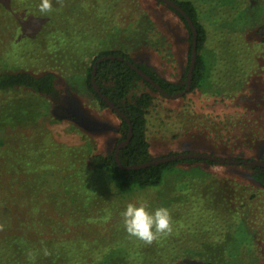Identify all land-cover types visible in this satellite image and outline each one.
Wrapping results in <instances>:
<instances>
[{"label": "rangeland", "instance_id": "1", "mask_svg": "<svg viewBox=\"0 0 264 264\" xmlns=\"http://www.w3.org/2000/svg\"><path fill=\"white\" fill-rule=\"evenodd\" d=\"M190 1L206 30L202 53L208 65L207 78L201 89L177 98L161 95L142 80L135 82L131 95L150 91L154 96L146 114L150 152L154 157L200 152L259 160L264 156V40L255 30L264 23V0ZM38 3L0 0V70L48 68L30 52L41 48L33 39L39 35L41 42L45 32L58 30L60 35L81 33L87 44L94 42L84 59L85 67L99 50L120 43L135 62L168 81H183L189 33L165 3L52 0L53 9L46 15L40 14ZM71 73L65 76L74 90L66 104L81 119V125L72 120L52 122L53 117L43 114L35 116L44 106L30 91L0 92V116L5 118L0 126V161L10 152L17 158L15 146L23 159L34 161V168L31 163L27 169L12 158L7 162L10 170L0 162V223L8 224L9 232L11 228L22 230L21 223L26 232L44 241L28 239L32 251L71 253L79 256L82 264H91L93 256L103 252L119 253L120 264H202L215 257L226 259V253L238 260L240 250L243 264H264V189L251 180L242 165L180 164L165 172L159 186L128 194L117 193L106 175L82 168L75 147L84 148L91 142L96 152L111 151L118 142L119 118L88 92L83 84L84 69L78 75ZM19 109L32 115H20L16 120ZM31 148L39 153L37 164L28 155ZM82 181L88 183L77 195L75 186ZM65 182H71L69 189L76 192L73 197L64 192ZM90 186L92 192H85L88 196L84 197ZM137 197L147 199L153 207L169 208L171 233L145 244L125 232L120 210ZM215 199L222 205H215ZM229 202L236 204L241 216L251 218L245 224L252 236H257L255 260L246 254L252 250L250 243L244 247L237 244L234 249L224 242L225 231L235 221L225 207ZM6 234L0 230V239Z\"/></svg>", "mask_w": 264, "mask_h": 264}, {"label": "trees", "instance_id": "2", "mask_svg": "<svg viewBox=\"0 0 264 264\" xmlns=\"http://www.w3.org/2000/svg\"><path fill=\"white\" fill-rule=\"evenodd\" d=\"M174 1L179 6H181L184 11L190 16L197 31V57L192 72L191 87L189 91H187L189 93L194 90L201 89L203 83L207 78L208 65L206 57L202 53L205 47L207 35L204 26L199 21L198 11L194 3L190 0ZM168 7L178 14L180 19L184 22L189 33L190 43L188 64L185 68L182 82L175 83L168 81L162 78L153 69H150L142 63L135 62L132 56L129 54L128 50L126 51L124 46L119 45L120 43L118 44V46H116V48L113 47L99 50L91 60L90 65L88 67H85L86 62L84 59L90 54L89 50L90 48H92L90 45L93 46L94 42L87 44L85 40L86 36L82 35L81 33H66L64 35H60V32L58 30H51L49 32H45L41 42L40 37L39 35H37V33L36 35L38 39L34 38L33 41L36 40L37 46H41V48L37 49V51L35 50L34 52H32L33 50L30 51L34 54L36 59H41L48 68L37 71L30 69L29 67H13L12 69L0 70V92L9 90L30 91L34 93L37 100L40 99L42 101L44 106L43 109L41 108L42 112H35V116L43 114V116L45 115L49 118L53 117V120L51 119L52 122L72 120L74 123L81 125V119L77 117L73 113L71 107H68L66 104L68 103V98H71L72 96L71 94L73 93L74 87L70 84L69 79L65 75L67 72H72L71 74L78 75L77 72H81L84 69L86 77L83 81V84H86L88 92H90V94L98 100L101 106L109 108L104 100L94 91L91 83L92 69L96 60L105 55L122 56L129 62L136 64L139 68L149 74L167 93L173 94L180 90H183V88L185 87L187 71L190 63L193 34L185 17L171 6ZM255 32L261 37L262 40H264V23L259 25L256 28ZM137 80H142L150 89L157 91L154 86L143 80L135 70H133L127 63L122 60H119L117 58L103 59L97 63L95 82L99 90L103 94H105L113 102V104L130 120V124L132 127L131 139L119 151V161L123 165H136L158 158L154 157L151 154L149 142L146 137V114L148 108L153 103L154 96L150 91H143L137 95H131V89L134 87V84ZM61 81L64 82V86ZM186 93L184 95H186ZM25 112L26 111L19 109L16 113V116H18L16 117V120L20 119V115H24L26 117H30L32 115L29 111L24 114ZM116 116L119 118V126L116 130L117 135H119L117 142L118 144L120 141H123L127 138L129 124L118 114H116ZM4 121L5 118H3V116H0V126L4 125ZM117 144L111 151L101 153L96 152V147H94L91 142H88L84 146V148H82V146L75 147V150L77 152L75 156L77 157L76 159L78 163L83 162L84 166H82V168L85 167L87 170L92 171L95 174L106 175L108 179L107 183L113 185L115 191L121 194H128L134 190H144L152 187H157L164 182L165 172L172 171L174 168H178L180 164L182 165L184 163L196 162L200 164L201 162H205L210 165H231L233 167H236L238 165L220 163L205 158H187L149 165L147 167L138 169H123L115 160V149ZM14 152L17 153V158L10 152L6 160L3 159V161H0L4 167H9L10 170L11 166L7 162L11 161L13 158L21 168H24V166H26L28 169V165H30L31 163V167L34 168V161L31 160L30 162V160L28 161L23 159L22 155L18 154L21 153L18 147L15 146ZM175 153L188 152H171L170 154ZM170 154L163 156H168ZM28 155L31 156L32 159H35V164H37V159L39 158V153L37 152V150L35 148H31L28 152ZM235 159L240 160L242 158L235 157ZM252 159L253 158H248V160ZM259 160L264 161V156H260ZM239 165H242L245 169H247L250 172L251 180L257 183L261 187V189H264V167L245 164ZM196 166V168L200 169L197 164ZM20 176H22L21 179L24 180L23 177L25 176L23 174ZM77 181L80 180L77 179ZM70 183L71 182L67 184V182H65L62 187L64 188V192L66 194L73 197V193L75 194L76 192H74L73 190V193L71 192V190L69 189L72 187L70 186ZM86 183H88V181H82L76 184L75 189L77 191V195L79 191H82L81 188L86 186ZM88 191L92 192L91 186L89 190L83 192V194H85L84 197L88 196L85 193ZM83 194H80L79 197H83ZM212 199H214V194L211 197V200ZM213 203L215 205H222L221 203H217L216 199ZM225 207H228V212L231 218L235 219V221L232 224V227L225 231L226 237L224 242H229L228 247L234 249L238 247L237 244H239L241 247H244L243 244L247 243L249 245L250 243V246H252V250L250 249L246 254H250V259H257L256 251L259 252V250L255 248L257 247V236H252L253 233L247 228L245 224L249 223V219L251 218H247L248 216H246L245 218L241 216V213L237 209L236 204L233 205L231 204V202H229V204H226ZM220 212H222V209ZM20 225V229L22 230H13L11 228V232H9L8 224H5L4 221L0 223V230H5L7 232L5 237L0 239V264H82V262L79 261V256H72L71 253H55L53 251L41 254L35 253L34 251H32L33 249H31L27 245L30 238L36 239L40 244L44 241L41 240V238L33 237L29 234V232L25 231V228L21 223ZM231 234L232 239H229ZM21 239H25L24 242H21ZM241 252L242 250L237 252V256L239 257L238 260L234 257L230 258V254L226 253V259H224L225 257H215L212 258L211 261L208 260L202 264H223L224 261H229L228 264H243L240 260ZM120 261L121 256L119 253L110 252L106 254L105 252H103L99 255L93 256L89 263L120 264Z\"/></svg>", "mask_w": 264, "mask_h": 264}, {"label": "water", "instance_id": "3", "mask_svg": "<svg viewBox=\"0 0 264 264\" xmlns=\"http://www.w3.org/2000/svg\"><path fill=\"white\" fill-rule=\"evenodd\" d=\"M157 1H161L163 3H165L168 6H171L172 8H174L175 10H177L182 16L185 17L186 21L188 22L191 30H192V48H191V56H190V63H189V67H188V71H187V77H186V83H185V87L183 88V90H180L176 93L170 94L165 92L162 87L149 75L147 74L145 71H143L141 68H139L136 64L129 62L127 59H125L122 56H115V55H105L102 56L100 58H98L93 66L92 69V77H91V83L93 86L94 91L104 100V102L108 105V107L114 111L116 114H118L120 117L124 118L128 124H129V131H128V136L125 140L120 141L115 149V160L116 162L119 164V166L123 169H138V168H143V167H147L149 165H154V164H159V163H165V162H170V161H174L177 159H187V158H205V159H209V160H213V161H217L220 163H227V164H245V165H253V166H262L264 167V161L263 160H258V159H252V160H248V159H226V158H219L216 157L210 153H197V152H188V153H175V154H170L168 156H163V157H158L155 158L153 160H150L148 162H144V163H140V164H136V165H123L120 163L119 161V151L122 147H124L129 140L131 139L132 136V127L130 124V120L113 104V102L105 95L103 94L96 82H95V73H96V67H97V63L100 62L103 59H119L124 61L125 63H127L133 70H135L137 72V74L145 81H147L148 83H150L152 86H154L157 91L162 94L165 97L168 98H177L180 96H183L187 91H189L190 87H191V79H192V72H193V68L195 65V61H196V57H197V31H196V27L194 26V23L192 21V19L190 18V16L184 11V9L179 6L174 0H157Z\"/></svg>", "mask_w": 264, "mask_h": 264}, {"label": "clouds", "instance_id": "4", "mask_svg": "<svg viewBox=\"0 0 264 264\" xmlns=\"http://www.w3.org/2000/svg\"><path fill=\"white\" fill-rule=\"evenodd\" d=\"M40 14L46 15L53 9L52 0H39ZM125 232L145 244H151L159 235L172 231V217L167 206H151L145 198L137 197L127 202L120 210Z\"/></svg>", "mask_w": 264, "mask_h": 264}]
</instances>
